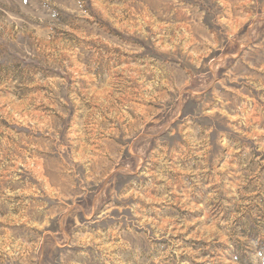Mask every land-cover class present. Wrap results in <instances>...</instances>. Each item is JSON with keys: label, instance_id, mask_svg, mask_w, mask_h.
<instances>
[{"label": "rangeland", "instance_id": "rangeland-1", "mask_svg": "<svg viewBox=\"0 0 264 264\" xmlns=\"http://www.w3.org/2000/svg\"><path fill=\"white\" fill-rule=\"evenodd\" d=\"M0 264H264V0H0Z\"/></svg>", "mask_w": 264, "mask_h": 264}]
</instances>
